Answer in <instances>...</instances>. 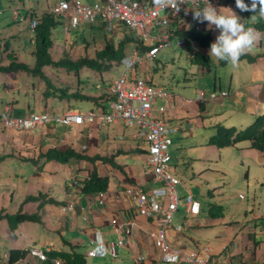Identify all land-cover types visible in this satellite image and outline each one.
I'll return each mask as SVG.
<instances>
[{"label": "crops", "instance_id": "0c3cea01", "mask_svg": "<svg viewBox=\"0 0 264 264\" xmlns=\"http://www.w3.org/2000/svg\"><path fill=\"white\" fill-rule=\"evenodd\" d=\"M81 1L90 4L94 0ZM247 4L251 7V0ZM211 5L218 12L221 8L231 9L240 17L241 23L244 24L245 28L251 27L259 34L255 47L246 53L254 59L252 61L240 59L239 65L234 68L228 66L226 62L220 63L218 61L221 68L213 67V69L210 64V55L200 54V56H207L206 64L204 61L195 64L200 69L201 77L188 82L181 94L170 92L174 108L167 110L161 117L167 122L169 128L174 129L171 135L177 138V146L185 147L189 144L191 147L205 149L200 153L195 151L198 154L194 153L195 156L191 158L193 162L190 168L195 170L199 176L206 174V172L214 171L219 173L220 177L225 178L230 173L228 172L229 169L237 168L239 169V174L245 170L246 182L239 184V186L249 191L251 181L264 180V155L258 150L251 148L249 141L239 142L225 148H217L208 145L207 142L213 133L216 132V129L224 127L225 123H228L229 128L243 130L251 125L257 116L264 114V18L259 17L257 15L258 12H241L236 8V4L232 0L218 5ZM49 11L50 9L42 10L39 13L32 11L33 13L30 12V14L39 19ZM253 15H257L255 20H251ZM11 19L13 20V18ZM60 27L62 28L61 24ZM205 29L209 31L211 40L215 42L216 37L220 34L219 30L215 26L209 29L207 22L205 23ZM61 31H63V28ZM52 35L51 31V38ZM67 35H69L68 39L64 36V40H68V43L64 46V53L70 51L69 54H65L67 56H61L60 58L56 55L53 58L52 41L49 54L53 61H58L63 57L72 61L80 58H74L76 55L73 54L74 51L71 52L70 47L71 42H76L77 38L71 40L70 33ZM115 35L118 37L124 36L125 31L118 28ZM30 36L32 43L33 36L31 34ZM54 38L56 39L57 37L54 36ZM121 39L119 37L118 40ZM1 42L0 57L3 62L0 63V66H6L11 55L17 63H22L32 68L26 63L18 62L14 55V50L9 52L6 41ZM32 47L31 52L34 55L33 43ZM102 48L95 47L94 52H92L93 57L95 52ZM193 52L196 51L193 50ZM84 56L93 58L90 55H82L81 57ZM187 57L189 59L188 54ZM148 65V62L139 65L142 70L139 73L136 70L135 75L139 74L142 78L148 79L154 84V73ZM51 68L56 67L46 66L42 68L43 74L49 80L50 77H47L44 72L46 69ZM16 73L17 71L4 74L13 81L16 79ZM74 75L78 77V73H74ZM37 78L39 82L43 83L42 86H38L37 90L42 92L39 96V104H42L45 108L38 109L35 104H27V110L22 109L20 105L16 109L13 106H9L13 111V115L22 116L32 112H48L46 106L49 99H52L54 95L50 94L45 97V82L43 79L40 80L39 76ZM112 80L114 79L108 81V84ZM108 84L102 82L100 86L102 91L99 93L93 94V92H90L89 94H83L77 92L80 96L79 98L92 102V106H87L84 110L79 111V109L68 105L61 113H55L54 111L48 113L63 114L67 111L85 112L89 110L109 113L110 98L106 94ZM197 90H202L205 93L215 92L217 94L226 92L227 95L213 101L186 103L184 99H193ZM41 99L43 100L41 101ZM156 104L161 105L162 101L157 99ZM7 107L8 105L4 109ZM120 126H123L121 121H116L106 126H102L99 122L80 126H58L48 122L20 132L0 128V157H4L0 162V173L4 174L7 162L11 161L10 165H12L19 161L25 183H21L23 191L21 190L18 193L14 190L12 182L5 186L6 180L0 177V196L5 197V199L1 200L3 202L2 208L8 211L4 212V210H1V212L14 214V212L28 211V214H38L41 223H37V225L53 240L56 239L46 248L48 251L80 253L84 247L88 249L91 247V242H93L96 234H99L105 243L114 242L117 236L113 232L110 220L126 221L130 217V212L123 203L114 202L111 195L115 191L128 186H139L148 190L157 185L146 170V145L141 148L135 134L130 137V139L137 140V142H134L135 145L131 141L125 142L122 139L125 137L117 133V128ZM172 144L173 141L171 139ZM228 149L235 151L230 155V152L226 151ZM54 150L61 152L70 150L77 157H71L66 163L46 160L44 155ZM12 151L15 152L12 155L16 157L8 156ZM57 166L58 168L67 167L68 169L64 178L60 180L55 179ZM210 167L215 168L211 169ZM171 169L176 175L174 166H171ZM92 171L99 177L107 179L103 206L96 204V193L85 195L79 189L68 185L70 179L73 178L78 179L79 183H81ZM215 183L212 180V182L207 183V187H215ZM180 186L182 194L185 191V193H189L192 196L191 189L185 183ZM11 187L12 190L10 189ZM252 191H255V189H252ZM27 197L37 198L35 201H25ZM48 199L53 200V202H47ZM241 200L242 203L239 204L238 208L232 209L230 207L227 208L226 212V208L221 204H208L207 209H202L200 206L196 215L188 217L183 229L175 231L173 225L167 229V242L171 247L178 250L207 252L210 256L208 264H264V224L257 223L259 220H264V208H258L254 211L255 199H253L252 208L249 210L250 205L243 203L244 198ZM70 202L74 203V210L63 211V208ZM39 204L41 206L38 208ZM181 204L182 202L179 200L178 210L182 206ZM214 206L219 207L221 216L211 215L214 210L210 211V209ZM17 208L19 210H16ZM135 218L138 225V229L135 230V238L133 240L125 239V244L119 249L117 257L111 258L113 264H140L135 260L136 253H140L144 257L141 264H162L158 260L157 250L152 246L146 234L154 228V224L138 216ZM183 221L184 217L179 225H182ZM21 225L23 226L24 223L19 224L15 229V231H20L19 235L30 232V228H24ZM16 239L17 237L14 234L13 240L16 241ZM29 245L38 246L35 242ZM29 245L15 248L25 250ZM5 254L7 253H3V255Z\"/></svg>", "mask_w": 264, "mask_h": 264}, {"label": "built area", "instance_id": "2783aa9c", "mask_svg": "<svg viewBox=\"0 0 264 264\" xmlns=\"http://www.w3.org/2000/svg\"><path fill=\"white\" fill-rule=\"evenodd\" d=\"M235 2V0H232ZM249 0H244L247 4ZM209 4H221L219 0H208ZM248 5V4H247ZM207 6V0H184L179 4L180 11L171 8L160 10L154 7L152 0H94L84 3L81 0H59L50 8L48 14L61 24L65 34L76 30L80 22L94 24L100 21L107 37L113 40L118 28L125 31V36L133 38L129 54L122 58L124 67L119 77L107 86V96L110 98L109 113H99L92 110L79 112L67 111L63 114L48 112L15 116L11 108L7 107L0 113V128L16 132L26 131L37 125L53 123L58 126H80L99 122L102 126L121 121L126 127H136L137 139L146 145V170L152 176L156 186L145 190L139 186H128L115 191L111 196L114 202L123 203L130 212L128 220L119 222L110 220L117 239L105 243L99 234L91 242L89 255L116 258L119 249L125 244V239L135 238L138 229L135 217H141L153 223L154 228L146 234L152 246L158 252L159 262L172 264H208L210 256L207 252L194 250H178L169 245L166 231L172 227L173 214L178 210L180 197L176 187L181 185L180 179L174 174L169 165L171 145L170 134L174 129L168 127L161 117L167 110L173 109L171 95L165 89L151 83L150 80L137 77V66L156 59L159 50L175 43L177 47L185 46V41L179 32L190 29H205V23L193 19L194 11ZM14 18L17 12L13 11ZM39 19L30 18V33H34ZM176 40L174 42V38ZM226 92L205 93L197 90L193 99H184L188 104L202 101H213L226 96ZM162 101L161 105L156 100ZM68 185L81 191L78 179H70ZM105 191L96 193V204L103 206ZM184 198L185 217L182 225L173 226L180 231L187 223L188 217L199 212V203L194 201L189 193ZM239 198H242L239 195ZM74 203H68L63 211H73ZM133 243V242H132ZM28 256L37 261H47L48 250H40L35 246L26 248ZM7 258V255H4ZM135 260L142 263L144 257L136 253ZM52 264H64L59 258L50 260Z\"/></svg>", "mask_w": 264, "mask_h": 264}, {"label": "rangeland", "instance_id": "374dc122", "mask_svg": "<svg viewBox=\"0 0 264 264\" xmlns=\"http://www.w3.org/2000/svg\"><path fill=\"white\" fill-rule=\"evenodd\" d=\"M58 1L59 0H0V42L6 41L8 51L11 52L14 50V55L16 56L18 62L26 63L30 67H33L34 65V55L31 52L33 47L30 41L31 36L29 34V24L31 17L30 12L39 13L42 10L50 9L53 4ZM13 11L17 12V20L13 17ZM26 13L28 14L26 15ZM11 18H13V20ZM61 30L62 28L60 27V23H58V25H56V27L52 29L53 35L51 39L53 41V58L56 57V55L59 58L61 56H67L65 54H69L70 52L69 51L68 53H64V46L68 43V40L66 39L69 38V35H65L64 31ZM54 36H56L57 38L55 39ZM64 36H66L65 40ZM119 37L123 39L125 35ZM119 37L117 35H114L113 40L107 37L100 21H96L94 24L80 22L76 30L70 31L71 40L77 38L76 42H71L70 44L71 52L74 51L73 54L76 55L74 57L75 59L81 57L82 55H90L93 57L92 52H94L95 47H104L106 41H109L116 45L119 41ZM173 40L175 42L176 37ZM1 43L3 44V42ZM132 45V42L127 45V54H129ZM191 46L192 49L197 53L201 55H209L210 49H203L197 43H192ZM187 54L188 52L185 46L177 47L175 43H172L169 47L160 49L158 54L156 55V59H151L148 61V66L151 70H153L154 73L153 83L156 86L165 89V91L169 94L170 92L181 94L184 86L188 82H192V80L196 79L197 77H201L199 67L188 59ZM210 58V64L212 65V68L214 67L220 69L221 65L218 64L216 58ZM1 62H3V60L0 57V63ZM123 70L124 67L121 63L111 65L109 68L101 71L89 68H81L77 71L79 77L78 78L74 75V71L71 70L67 72V70L62 67L46 69L44 73H46L47 77H50L48 90L50 92H53L54 95L52 99H49L46 110L48 112L54 111L55 113H61L65 107H68V105L72 106L73 108L79 109V111L84 110L87 106H92L91 101L84 98H79L80 96L79 94H77V92L83 94H89L90 92H93V94L99 93L102 91L100 88L102 82L104 84H108V81H110L111 79L119 77ZM136 70L139 73V71L142 70V67L138 66ZM37 77L38 76H35L33 74L26 73L24 70H18L16 73V79L12 81L10 78L6 77L3 72H0V113L3 112V109L6 105H8V107L13 106L15 109L20 105L22 109L27 110V104H35L38 109H44L45 107L42 104H39V96L42 92L41 90L37 91L38 86H42L43 83L39 82ZM137 77L142 76L137 74ZM39 79L42 80V78L40 77ZM33 95L35 96L33 97ZM42 100L43 99H41V101ZM225 124L226 127L224 126L223 128H229L228 123ZM137 131L138 129L136 127H126L124 125L117 128V133L120 136L125 137L122 139L125 142L131 141L133 144L134 142H137V140L132 138L130 139V137L132 136V134H136ZM235 131H238V129H236ZM215 133L216 132H214L213 135ZM169 137L173 141V144L170 145L168 149L170 153L169 165L174 166L176 175L179 177L182 183H185L186 186L191 189L193 200L198 202L202 209H207L208 204H221L224 208H226V212L227 208H238L239 204L242 203V198H244L243 203L245 205H250L249 210L252 208L253 199H255V203L253 205L254 211H256L258 208H264L263 179H259L258 181L255 180L253 182L251 181L250 189L249 191H246V188L239 186V184L246 182L245 170L241 174H239V169H229L228 172L230 173L225 178L220 177V174L214 171H209L206 172V174L199 176V174H197L195 170H192L190 168L191 163L193 162L191 158L192 156L194 157L195 154H198L205 149L200 147H191V145L189 144H187L185 147H180L177 146L178 140L175 136L170 134ZM138 140L140 147L144 148V142L141 139ZM195 151H197L198 153H196ZM226 151L230 152L231 155L235 150L228 149ZM14 153L15 152L12 151L8 156L16 157L12 155ZM10 162L11 161L6 163V167L4 168L5 172L3 175L2 173H0V177L6 180V182L4 183L5 186H8L10 182H12L14 190L19 193L22 190L21 183H24V176H22L23 173L21 172L22 170L20 167V162L18 161L17 163L12 165H10ZM59 168L57 166L55 179L60 180L64 178V176L68 172V169L67 167H61L60 169ZM210 168L214 169L215 167ZM212 180L216 182V185H219H215V187L210 186L208 188L207 183L212 182ZM10 189L12 190V187ZM176 189L179 193L182 206H180L179 210H177V212L172 217L173 226L179 225L183 217H185L183 196H185L186 193L184 191V194H182L180 185H178ZM252 189H255V191H252ZM239 195H241L242 198H239ZM3 199H5V197L0 196V211L4 210L2 208L3 202L1 201ZM16 210H19V208H17ZM4 212L8 211L4 210ZM25 212L28 213V211ZM258 222L264 224V220H259L257 221V223ZM7 227L8 226L6 220L0 221V264H6V262L3 261V253L8 254L9 250L15 247L26 246L31 244L32 242H35L38 246H31H35L36 248L43 251L50 246L49 244H51V242H54V240H56H53L51 237H49L47 233L44 232L40 228V226H38L37 223L34 222L24 223L22 227L30 228V232H26L27 234L24 235H19L20 231L11 232L9 231V229H6ZM14 234L17 237L16 241L13 240ZM90 250L91 247L89 249L87 247H84L83 251L81 249V252H78L79 254L84 255L83 257L86 264H113V260H111V258L109 257L89 255ZM38 263L39 262L36 259L26 256L23 260L15 264ZM161 263L172 264L165 262Z\"/></svg>", "mask_w": 264, "mask_h": 264}, {"label": "trees", "instance_id": "16d2710c", "mask_svg": "<svg viewBox=\"0 0 264 264\" xmlns=\"http://www.w3.org/2000/svg\"><path fill=\"white\" fill-rule=\"evenodd\" d=\"M222 3L228 2V0H219ZM58 25V22L54 20L52 15L44 14L39 18V24L36 26L32 43L34 46L35 63L32 68L22 63H17L12 56H9V63L6 66H0V72L11 73L18 70H24L26 73L33 74L42 78L46 85V92L44 96L47 97L53 92L48 90L49 79L45 77L42 72V68L46 66L62 67L67 71H74L76 74L78 69L89 68L97 71L105 70L111 65L119 64L122 58L126 55L127 45L131 42L137 44L133 38L129 36L123 37L116 45L106 41L104 47L97 50L93 58L86 56L72 61L68 58H61L58 61H53L49 54V49L52 46L51 31ZM180 36L184 38L185 47L188 52L189 60L194 63L206 64L207 56H200V54L193 52L192 43H197L201 48L210 49V45L214 43L211 40L210 33L206 29L196 30L190 29L187 31L179 32ZM241 59L252 61L254 58L247 54L243 55ZM220 63H225L220 61ZM249 141L250 147L258 150L264 155V114L255 118L253 123L243 130L235 131L233 128L218 127L216 133L212 135L207 144L215 146L217 148H225L235 145L236 143ZM71 157H77L72 151H49L44 155L46 160H56L60 163H66ZM4 157H0V162ZM107 188V179L105 177H99L94 171L89 173L87 177L81 181V193L88 195L105 191ZM37 197H27L25 201H35ZM47 202H53V200H47ZM41 205L39 204V207ZM214 210L213 216H221V211L218 206H214L210 211ZM217 211V212H216ZM6 220L9 231L14 232L17 226L25 222L41 223L38 214H28L24 212H16L14 214L3 213L0 211V221ZM27 256L26 250L11 249L8 252V258L6 264H15L23 260ZM48 260L39 262L38 264H52L51 259L59 258L64 264H85L83 255L75 252H47Z\"/></svg>", "mask_w": 264, "mask_h": 264}, {"label": "clouds", "instance_id": "9594fccd", "mask_svg": "<svg viewBox=\"0 0 264 264\" xmlns=\"http://www.w3.org/2000/svg\"><path fill=\"white\" fill-rule=\"evenodd\" d=\"M152 2L157 9L171 8L175 12H179V4L184 3V0H152ZM235 4L241 12H258L257 15L264 18V0H251V7L245 4L244 0H235ZM222 9L223 11H221ZM257 15H253L251 20H255ZM32 17L34 16L31 15L30 18ZM17 18L14 19L17 20ZM193 19L199 23L207 22L209 29L215 26L219 30L220 34L216 37L215 42L210 45L209 55L215 57L217 61L226 62L228 66L233 68L239 65L243 55L255 47L259 38V34L253 28H245L240 17L231 9L221 8L218 12L209 4L208 0L206 7L194 11ZM30 34L34 35V33ZM6 255L8 258V254ZM7 258H3V261L6 262Z\"/></svg>", "mask_w": 264, "mask_h": 264}]
</instances>
